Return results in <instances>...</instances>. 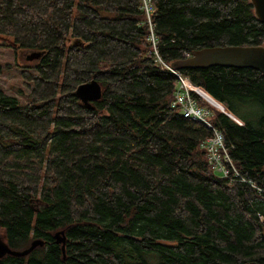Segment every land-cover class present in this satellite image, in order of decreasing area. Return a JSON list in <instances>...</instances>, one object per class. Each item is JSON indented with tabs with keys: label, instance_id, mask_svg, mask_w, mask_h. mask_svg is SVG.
<instances>
[{
	"label": "trees",
	"instance_id": "16d2710c",
	"mask_svg": "<svg viewBox=\"0 0 264 264\" xmlns=\"http://www.w3.org/2000/svg\"><path fill=\"white\" fill-rule=\"evenodd\" d=\"M150 2L148 21L142 0H0V35L41 53L21 67L24 92L0 84V239L43 241L0 264H264V77L178 70L215 111L239 173L222 177L200 146L210 129L172 106L166 68L264 45V23L249 0ZM91 79L93 109L74 94Z\"/></svg>",
	"mask_w": 264,
	"mask_h": 264
},
{
	"label": "water",
	"instance_id": "95a60500",
	"mask_svg": "<svg viewBox=\"0 0 264 264\" xmlns=\"http://www.w3.org/2000/svg\"><path fill=\"white\" fill-rule=\"evenodd\" d=\"M256 18L264 23V0H249ZM40 52L32 51L26 56L27 60H32L40 56ZM211 66L252 68L261 73L264 77V45H227L204 47L195 50L189 57L178 59L171 64L174 70L208 68ZM75 96L89 109H93V102L101 98L102 89L100 83L91 79L79 84L75 91ZM57 243L64 248L66 237L63 230L55 234ZM43 245V241L35 239L23 250H12L0 239V256L9 253L15 256L27 255L36 246Z\"/></svg>",
	"mask_w": 264,
	"mask_h": 264
},
{
	"label": "built area",
	"instance_id": "2783aa9c",
	"mask_svg": "<svg viewBox=\"0 0 264 264\" xmlns=\"http://www.w3.org/2000/svg\"><path fill=\"white\" fill-rule=\"evenodd\" d=\"M142 9L145 11L148 21L150 12L153 10L150 0H142ZM150 39L155 44L154 36ZM185 57L190 54L184 52ZM160 61V59H158ZM177 77L178 83L173 95L172 106L179 108L182 115L186 118L198 120L210 129V135L201 141V148L206 152L207 160L214 172L222 177H229L231 173L234 176H239L233 162L230 159L228 148L224 144V136L222 130L215 127L212 123V110L207 105L200 104L192 95V92L197 90L187 76L182 75L178 70L166 66ZM252 186L255 184L250 182Z\"/></svg>",
	"mask_w": 264,
	"mask_h": 264
},
{
	"label": "rangeland",
	"instance_id": "374dc122",
	"mask_svg": "<svg viewBox=\"0 0 264 264\" xmlns=\"http://www.w3.org/2000/svg\"><path fill=\"white\" fill-rule=\"evenodd\" d=\"M31 52L16 46L10 37L0 35V84L7 93L19 94L26 90L20 70L21 67L24 68L32 63L26 59ZM211 110L214 115V109Z\"/></svg>",
	"mask_w": 264,
	"mask_h": 264
}]
</instances>
